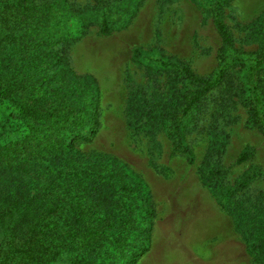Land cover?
I'll use <instances>...</instances> for the list:
<instances>
[{
  "label": "trees",
  "instance_id": "obj_1",
  "mask_svg": "<svg viewBox=\"0 0 264 264\" xmlns=\"http://www.w3.org/2000/svg\"><path fill=\"white\" fill-rule=\"evenodd\" d=\"M96 1L101 7L90 17L101 36L126 27L138 7V2L121 8ZM190 1L209 9L219 37L213 73L195 75L181 61L145 57L138 47L130 52L132 61L149 69H172L194 84L172 105L165 99L155 109H135L147 117V124H157L164 132L169 153H181L189 165L193 155L185 132L191 110L221 83L226 53L236 50L222 21V7L229 0ZM84 20L69 0H0V264H133L147 249L154 209L146 183L115 156L76 147L91 141L99 127L97 82L70 67L65 49L73 39L66 25L78 22L73 33L81 36ZM256 21L259 47L242 61L247 62L249 119L264 136L258 80L264 65V9ZM250 153L241 149L235 162L245 161ZM208 157L207 152L204 163ZM218 164L203 165L207 182L222 177ZM253 175L243 172L232 186L211 194L229 214L245 251L264 264L263 194L246 193Z\"/></svg>",
  "mask_w": 264,
  "mask_h": 264
},
{
  "label": "rangeland",
  "instance_id": "obj_2",
  "mask_svg": "<svg viewBox=\"0 0 264 264\" xmlns=\"http://www.w3.org/2000/svg\"><path fill=\"white\" fill-rule=\"evenodd\" d=\"M69 1L85 16V31L75 37L78 22L66 25L73 36L65 47L68 63L75 72L92 75L100 93L97 133L91 141L77 143L76 147L83 152H105L124 161L154 193H211L232 186L243 172H254L246 193L254 197L262 192L260 199L264 200V136L249 119L247 62L242 61L259 47L261 33L256 18L264 9V0H229L222 7V21L236 50L226 53L221 83L191 110L185 132V143L193 155L190 165L181 153H169L164 132L157 124H147V117L135 109H155L165 99H169L167 105H172L194 84L172 69H149L142 62L132 61L130 52L138 47L145 57L162 55L164 60L183 62L195 75H210L219 62L220 41L209 9L190 0H103L107 7L133 8L134 2L138 7L126 27L101 36L90 17L101 4L96 0ZM92 52L98 57L88 56ZM258 77L264 108V65ZM130 105L132 112L127 114ZM243 148L251 153L245 161L236 163ZM207 152L209 157L204 163ZM215 163H219L222 177L207 182L203 165ZM217 264L258 263L245 251L242 240L239 247L237 235L234 244L228 242L220 250Z\"/></svg>",
  "mask_w": 264,
  "mask_h": 264
},
{
  "label": "crops",
  "instance_id": "obj_3",
  "mask_svg": "<svg viewBox=\"0 0 264 264\" xmlns=\"http://www.w3.org/2000/svg\"><path fill=\"white\" fill-rule=\"evenodd\" d=\"M149 187L154 209L150 240L133 264H217L220 250L234 244L237 235L240 247L231 218L210 192L154 193Z\"/></svg>",
  "mask_w": 264,
  "mask_h": 264
}]
</instances>
